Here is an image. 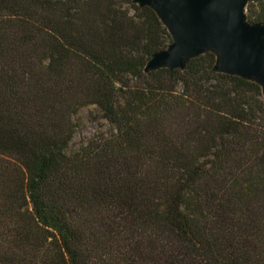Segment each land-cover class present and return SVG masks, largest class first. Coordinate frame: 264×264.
I'll return each mask as SVG.
<instances>
[{
  "label": "trees",
  "instance_id": "16d2710c",
  "mask_svg": "<svg viewBox=\"0 0 264 264\" xmlns=\"http://www.w3.org/2000/svg\"><path fill=\"white\" fill-rule=\"evenodd\" d=\"M172 43L134 0H0V264H264L263 86L146 70ZM89 105L113 130L68 153Z\"/></svg>",
  "mask_w": 264,
  "mask_h": 264
},
{
  "label": "water",
  "instance_id": "95a60500",
  "mask_svg": "<svg viewBox=\"0 0 264 264\" xmlns=\"http://www.w3.org/2000/svg\"><path fill=\"white\" fill-rule=\"evenodd\" d=\"M151 6L173 43L156 53L146 70L184 68L207 49L218 54L219 72L256 77L264 93V24L246 20L248 0H134Z\"/></svg>",
  "mask_w": 264,
  "mask_h": 264
},
{
  "label": "rangeland",
  "instance_id": "374dc122",
  "mask_svg": "<svg viewBox=\"0 0 264 264\" xmlns=\"http://www.w3.org/2000/svg\"><path fill=\"white\" fill-rule=\"evenodd\" d=\"M263 4L264 0H253L254 9L257 12L262 8ZM245 13H247L246 10ZM73 118L77 125V130L67 149L68 153L77 152L90 139L97 135L108 134L113 130L95 105L83 107Z\"/></svg>",
  "mask_w": 264,
  "mask_h": 264
}]
</instances>
